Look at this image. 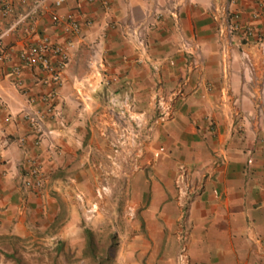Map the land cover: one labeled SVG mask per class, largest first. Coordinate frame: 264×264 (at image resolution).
<instances>
[{"label": "crops", "instance_id": "crops-1", "mask_svg": "<svg viewBox=\"0 0 264 264\" xmlns=\"http://www.w3.org/2000/svg\"><path fill=\"white\" fill-rule=\"evenodd\" d=\"M36 1L0 0V34L11 28L0 42V236L29 235L25 219L56 216L66 189L123 173L124 189L153 190L145 213L165 228L180 217L174 188L189 187L191 264H264V14L252 18L264 0H48L18 22ZM226 8L255 36L221 33ZM70 15L81 33L61 81L26 67L20 85L19 52L65 42ZM112 97H129L139 121L120 119ZM158 102L171 115L149 131ZM33 165L41 186L23 183Z\"/></svg>", "mask_w": 264, "mask_h": 264}, {"label": "rangeland", "instance_id": "rangeland-1", "mask_svg": "<svg viewBox=\"0 0 264 264\" xmlns=\"http://www.w3.org/2000/svg\"><path fill=\"white\" fill-rule=\"evenodd\" d=\"M153 123L147 125L149 131ZM138 126L134 124L135 129ZM115 144V152L124 145L118 141ZM129 176L101 173L98 180L102 184L97 187L77 193L66 189L56 216L37 213L31 220L25 219L29 235L0 236V264H180L183 216L190 228L186 201L189 187L183 183L174 188L176 201L178 196L182 200L180 217L173 229L165 228L162 222L149 220L156 213H145L153 190L124 189ZM131 182L134 184L133 176ZM139 192H143L142 198ZM189 244L190 236L187 247L191 264Z\"/></svg>", "mask_w": 264, "mask_h": 264}, {"label": "built area", "instance_id": "built-area-1", "mask_svg": "<svg viewBox=\"0 0 264 264\" xmlns=\"http://www.w3.org/2000/svg\"><path fill=\"white\" fill-rule=\"evenodd\" d=\"M48 0H38L36 1L22 18H18V22H25L28 17H34L41 7ZM66 0H54L56 5H61ZM264 14V1L260 5V9L252 13L253 20L260 18ZM223 26H220V32H227L235 34L245 39L255 36V29L252 23H243L239 11L236 10H225L224 13ZM64 26L66 33L68 34V39L59 44H51L49 40H42L36 44L30 45L19 52V64H17L12 74L18 80L21 85L20 74L24 68L28 67H39L50 74V81L52 83H59L62 78V73L68 65L69 62V49L71 48L73 41L71 40V35H78L81 33V25L77 18L73 15L68 16L64 19ZM11 28H7L3 33L0 34V42L10 35ZM263 38V36H260ZM8 52L0 51V59L7 57ZM247 54H245V57ZM43 100L47 103L50 102V97L48 95H43ZM110 109L124 121L136 122L139 121L134 104L129 97L123 99H118L115 97L109 100ZM51 108V107H50ZM158 113L154 117V122L159 123L165 121L171 115V108L165 106L162 102L157 104ZM25 118H27L38 133L42 131V126L40 119L37 114H33L30 111L24 113ZM138 125V124H137ZM40 134V133H39ZM184 176V175H183ZM23 183L26 185L41 186L42 178L40 168L37 165H33L29 168L28 173L23 178ZM180 187V186H179ZM180 239L182 241L181 252L179 256L180 264H188V247L187 240L189 237V230L187 225L186 216H183V222L180 225Z\"/></svg>", "mask_w": 264, "mask_h": 264}]
</instances>
